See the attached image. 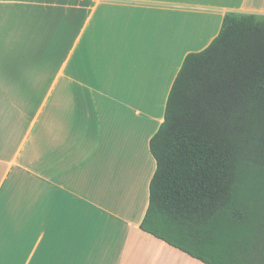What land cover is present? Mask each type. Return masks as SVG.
I'll return each mask as SVG.
<instances>
[{
	"label": "crops",
	"instance_id": "obj_1",
	"mask_svg": "<svg viewBox=\"0 0 264 264\" xmlns=\"http://www.w3.org/2000/svg\"><path fill=\"white\" fill-rule=\"evenodd\" d=\"M264 0H0V264H205L144 232L186 55Z\"/></svg>",
	"mask_w": 264,
	"mask_h": 264
},
{
	"label": "trees",
	"instance_id": "obj_2",
	"mask_svg": "<svg viewBox=\"0 0 264 264\" xmlns=\"http://www.w3.org/2000/svg\"><path fill=\"white\" fill-rule=\"evenodd\" d=\"M141 229L205 264H264V15L186 55L149 144Z\"/></svg>",
	"mask_w": 264,
	"mask_h": 264
}]
</instances>
